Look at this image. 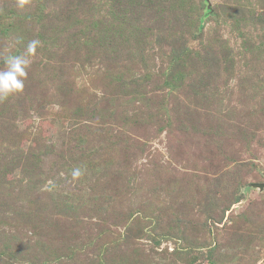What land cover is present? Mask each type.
Returning a JSON list of instances; mask_svg holds the SVG:
<instances>
[{
  "label": "rangeland",
  "instance_id": "1",
  "mask_svg": "<svg viewBox=\"0 0 264 264\" xmlns=\"http://www.w3.org/2000/svg\"><path fill=\"white\" fill-rule=\"evenodd\" d=\"M34 39L0 264H264V0H0V69Z\"/></svg>",
  "mask_w": 264,
  "mask_h": 264
},
{
  "label": "clouds",
  "instance_id": "2",
  "mask_svg": "<svg viewBox=\"0 0 264 264\" xmlns=\"http://www.w3.org/2000/svg\"><path fill=\"white\" fill-rule=\"evenodd\" d=\"M41 42L34 39L28 42L26 50L22 54L11 52L3 57L4 68L0 69V101L6 100L11 95L21 93L25 87L28 76V68L31 65L30 57L36 54V49ZM73 177H79L81 171L73 170Z\"/></svg>",
  "mask_w": 264,
  "mask_h": 264
},
{
  "label": "water",
  "instance_id": "3",
  "mask_svg": "<svg viewBox=\"0 0 264 264\" xmlns=\"http://www.w3.org/2000/svg\"><path fill=\"white\" fill-rule=\"evenodd\" d=\"M255 187H258L260 189H263L264 188V182H260V183H257V184H253Z\"/></svg>",
  "mask_w": 264,
  "mask_h": 264
}]
</instances>
